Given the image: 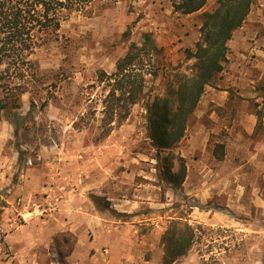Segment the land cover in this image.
Segmentation results:
<instances>
[{"label":"rangeland","instance_id":"374dc122","mask_svg":"<svg viewBox=\"0 0 264 264\" xmlns=\"http://www.w3.org/2000/svg\"><path fill=\"white\" fill-rule=\"evenodd\" d=\"M216 6L217 1L210 0L204 10L182 15L174 11L171 0H92L62 22L57 43L31 56L38 67L35 76L29 71L11 75L4 72L6 66L0 68L2 83L8 87L26 81L32 90L33 83L40 88L20 95L18 111L23 114L29 111L31 101L37 105L27 145L18 147L14 127L0 120V264H17L16 251L8 249L6 237L30 218L45 220L44 226L55 223V216L125 219L130 215L115 211L114 205L122 197H131L140 185L156 183L160 202L152 209L141 205L135 216L186 217L192 212L197 205L192 201L182 203L176 198L168 205V187L159 182L155 152L146 135L143 104L135 105L129 118L120 125L114 123L112 129L103 122L104 98L109 88L101 79L102 73H114L117 61L131 43L141 45L144 35L150 34L161 54L155 65L159 76H147L146 91L152 95L163 93L169 76L177 70L188 72L194 64L188 52L194 50L201 37L199 15ZM257 9L259 22L252 25L259 26L264 34V0L253 1L252 10ZM0 90L1 96L6 94L5 89ZM43 141L47 144L38 146ZM141 172L153 175L155 181L139 177ZM193 229L192 247L203 249L202 254L221 244L214 240L225 235L197 225ZM230 241L231 238L222 246ZM240 242L233 239L237 247L244 245ZM74 243V235L64 230L38 253L48 264L65 262ZM254 246L253 259H262L264 237H255ZM239 251V264H252L243 261L247 257L244 248ZM166 253L165 246L164 263L166 256H171ZM214 259L215 255L209 253L206 262H221ZM189 262L199 261L196 257Z\"/></svg>","mask_w":264,"mask_h":264},{"label":"crops","instance_id":"0c3cea01","mask_svg":"<svg viewBox=\"0 0 264 264\" xmlns=\"http://www.w3.org/2000/svg\"><path fill=\"white\" fill-rule=\"evenodd\" d=\"M259 15L260 9L252 10L229 41L224 72L215 86L206 88L177 149L186 159L187 175L180 190L167 188V202L192 201L197 204L192 212L186 217L135 216L141 205L152 209L160 202L159 187L148 183L114 205L115 211L130 215L125 219L55 216V223L44 226L46 221L34 216L6 237L17 264H48L38 249L49 247L64 230L75 237L72 251L65 262L50 264H168L162 238L176 220L225 234L209 251L214 261H221L214 264H239L240 247L247 254L243 261L264 264V253L262 259L252 257L255 237H264V114L258 116L264 108V34L252 25ZM219 144L224 146L222 160L215 157ZM138 176L155 181L147 173ZM233 239L244 245H233ZM202 250L193 246L182 261L171 264H190L196 257L198 264H208L209 253Z\"/></svg>","mask_w":264,"mask_h":264},{"label":"trees","instance_id":"16d2710c","mask_svg":"<svg viewBox=\"0 0 264 264\" xmlns=\"http://www.w3.org/2000/svg\"><path fill=\"white\" fill-rule=\"evenodd\" d=\"M91 1L0 0V68L6 66L4 72L11 75H24L29 71V75L35 76L38 67L31 56L57 43L62 22L71 12ZM171 1L175 12L191 15L204 10L210 0ZM216 1L213 10L199 15L201 37L194 50L188 52L194 64L188 72L177 70L169 76L163 93L152 95L146 91L147 76L153 79L159 76L155 65L161 54L150 34L144 35L141 45L131 43L127 53L117 61L114 73L109 76L102 73L101 81L107 82L109 88L104 98L103 122L112 129L114 123L120 125L129 118L135 105L143 104L146 135L155 152L159 182L175 191L181 189L187 175L186 159L177 149L186 137L189 121L206 88L215 86L221 78L228 61V43L246 23L254 0ZM2 79L0 75V88L5 89L6 94L1 96L0 90V120L14 127L18 147H22L29 142L37 105L35 100L31 101L29 111L23 114L18 111L20 95L40 88L33 83L32 90L26 81L11 88L3 84ZM258 116L261 119V113ZM37 144L41 147L47 143ZM21 153L26 154V151L21 150ZM215 157L224 158L223 145L216 146ZM171 226L163 237L167 253L171 255L165 258L168 264L186 255L194 238V229L188 223L176 220Z\"/></svg>","mask_w":264,"mask_h":264}]
</instances>
